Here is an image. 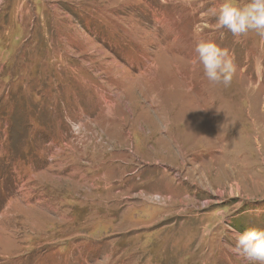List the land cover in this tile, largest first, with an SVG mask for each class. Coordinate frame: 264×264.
I'll return each mask as SVG.
<instances>
[{"label":"rangeland","instance_id":"374dc122","mask_svg":"<svg viewBox=\"0 0 264 264\" xmlns=\"http://www.w3.org/2000/svg\"><path fill=\"white\" fill-rule=\"evenodd\" d=\"M221 2L0 0V264H243L264 36L217 29ZM198 27L230 85L193 69Z\"/></svg>","mask_w":264,"mask_h":264},{"label":"clouds","instance_id":"9594fccd","mask_svg":"<svg viewBox=\"0 0 264 264\" xmlns=\"http://www.w3.org/2000/svg\"><path fill=\"white\" fill-rule=\"evenodd\" d=\"M215 15L216 28H226L234 37L252 31L264 36V0H244V3L239 0H222ZM200 31L202 29L198 27L194 49L196 58L191 62L193 69L198 65L202 67L203 75L212 85H230L236 68L229 50L200 37ZM230 230L235 241L230 250L243 264H264V229L252 227L243 232Z\"/></svg>","mask_w":264,"mask_h":264}]
</instances>
